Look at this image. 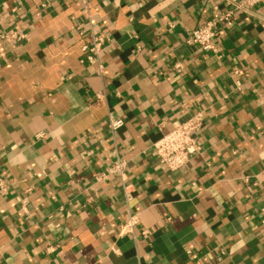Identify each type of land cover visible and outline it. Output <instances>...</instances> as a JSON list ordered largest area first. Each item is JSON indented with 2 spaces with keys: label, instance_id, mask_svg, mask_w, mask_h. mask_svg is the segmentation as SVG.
I'll use <instances>...</instances> for the list:
<instances>
[{
  "label": "crops",
  "instance_id": "1",
  "mask_svg": "<svg viewBox=\"0 0 264 264\" xmlns=\"http://www.w3.org/2000/svg\"><path fill=\"white\" fill-rule=\"evenodd\" d=\"M229 2L91 0L88 16L78 0H0V264H264V0L216 52L185 42ZM198 111L200 152L165 170L150 146Z\"/></svg>",
  "mask_w": 264,
  "mask_h": 264
},
{
  "label": "built area",
  "instance_id": "2",
  "mask_svg": "<svg viewBox=\"0 0 264 264\" xmlns=\"http://www.w3.org/2000/svg\"><path fill=\"white\" fill-rule=\"evenodd\" d=\"M86 15L89 16L90 2L91 0H78ZM260 0H244L238 3L236 0H230L231 7L221 14L211 17L192 29L185 42L188 45L195 46L203 51L216 52V48L213 44L214 40L218 36L220 29L224 26H231L233 23L234 13L238 9H244L245 6H252ZM76 30L79 34H84V24H78ZM12 35H10L11 37ZM14 36V35H13ZM89 41L82 46V50L85 53V62L90 65H96L101 72V63L99 61V53L101 52L104 44L103 37L95 33V31L89 27L88 32ZM172 69L175 72H180L182 66L179 62L173 64ZM233 75L238 77L235 80V86L237 89L241 87V81L239 80L240 69L234 68ZM97 98L103 97L102 94H96ZM124 125L122 117L117 116L113 111L107 113V130L110 133H114ZM203 125V113L201 111L193 113L185 121L175 123L174 126L165 134H163L157 141H155L149 148L150 153L159 165L169 172H175L185 165L191 158L196 156L200 152V146L196 140V131ZM37 137H44L45 134L40 132ZM87 152H82V156ZM126 169L127 163L124 159L116 157L109 168V173L116 174L122 181V193L126 201L132 197V185L126 183ZM244 182L249 181V177H244ZM7 190V182L3 176H0V193H5ZM25 201H23L24 203ZM24 209V208H23ZM24 213L27 210L24 209ZM138 222L137 215H129V218L125 225L122 226V231L125 229H132V227ZM148 230H143L142 235L148 234ZM55 247L49 245L46 251L52 252ZM162 264H171L165 262Z\"/></svg>",
  "mask_w": 264,
  "mask_h": 264
}]
</instances>
